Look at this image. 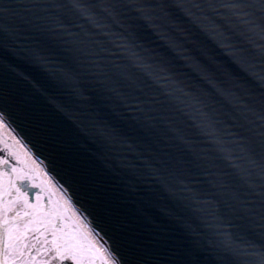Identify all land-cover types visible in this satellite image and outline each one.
Here are the masks:
<instances>
[{
	"label": "water",
	"instance_id": "1",
	"mask_svg": "<svg viewBox=\"0 0 264 264\" xmlns=\"http://www.w3.org/2000/svg\"><path fill=\"white\" fill-rule=\"evenodd\" d=\"M0 113L122 264H264V0H0Z\"/></svg>",
	"mask_w": 264,
	"mask_h": 264
},
{
	"label": "flooded vegetation",
	"instance_id": "2",
	"mask_svg": "<svg viewBox=\"0 0 264 264\" xmlns=\"http://www.w3.org/2000/svg\"><path fill=\"white\" fill-rule=\"evenodd\" d=\"M28 179L0 160V264H103L83 226Z\"/></svg>",
	"mask_w": 264,
	"mask_h": 264
},
{
	"label": "snow or ice",
	"instance_id": "3",
	"mask_svg": "<svg viewBox=\"0 0 264 264\" xmlns=\"http://www.w3.org/2000/svg\"><path fill=\"white\" fill-rule=\"evenodd\" d=\"M146 18L151 19L150 16H146ZM154 27H157L154 25ZM86 35H88L86 33ZM162 39L166 40L169 44L170 47L174 48L176 51L178 52H182L185 51L184 49H181L177 46V42L175 40H173L172 38H170L169 36L166 35H162ZM76 47L78 50H82L86 53H95L96 52V47L95 45H100L102 44L101 41H91V40H85V39H78L76 41H74ZM124 47L122 50L127 51L129 56L132 58V60L140 67L142 68L145 72L148 73L149 76L152 77L153 80L157 81L158 83H163V84H176L175 80H169V81H162L160 78V74L158 71L155 70V66L148 63L145 58L143 56H140L136 53V50L130 45L128 44L126 41H123ZM101 51L106 50L104 48H100ZM35 52V54L37 55V57L41 60V63H44L45 65L49 64V61L47 59H45L44 57L40 56L39 52L37 50H33ZM185 60L189 61L193 67L199 71L201 73V75L205 76L206 78L208 77V73L206 71L203 70V68L199 65L198 61H195L194 58L189 57V56H185L184 57ZM126 65H119L118 68L121 71V74L129 76V78L131 79V76L124 71V69H126ZM96 68L101 71V72H105L107 71V68L105 65L102 64H97ZM61 73H63L65 75L66 78H73L71 73L67 72L65 69L61 68L58 69ZM210 83L215 84V81H209ZM168 91H175V89L173 88H168ZM147 118V117H146ZM97 130L100 132V134L108 136V137H113L114 133L112 131V129L104 126V125H96Z\"/></svg>",
	"mask_w": 264,
	"mask_h": 264
},
{
	"label": "bare ground",
	"instance_id": "4",
	"mask_svg": "<svg viewBox=\"0 0 264 264\" xmlns=\"http://www.w3.org/2000/svg\"><path fill=\"white\" fill-rule=\"evenodd\" d=\"M0 122L2 124V127H1L2 129L0 128V135L3 137V139L8 141L10 144H12L13 146H15L16 148H18L21 151V153L24 156L25 160L28 163H30V165L35 169V171L37 173L36 175L45 182V184L47 185L46 187L50 191L53 192V194L56 196V198H61V200H63L65 203L67 202L66 204L68 206V201H66V198L64 197V195H62L63 194L62 191L58 189L59 187L57 186V184H54L51 181V177L48 174L46 175L43 172L44 170H43L42 166L35 159V157L32 155V153L25 147V145L20 141V139H18L16 137L14 132L11 131V128H10L9 124L3 118H1V116H0ZM13 172L16 174V171L14 169H13ZM22 173H25V172H22V171H20V169H18V176L20 178L27 179V174L25 173V177H22V176H24ZM20 174H22V176ZM84 228L85 227H83V230L84 231L86 230L85 233L88 234V240L96 248V249H94L92 247V249L95 250L96 252H99L101 254V256L103 258H105L107 264H115L116 262H114L111 259V257L108 255V253H106L103 250V248L101 247V245L98 243V241H96V239L94 238V233H91L93 231L91 229H89V228H88V230L86 228L85 229ZM90 230H91V232H90Z\"/></svg>",
	"mask_w": 264,
	"mask_h": 264
}]
</instances>
